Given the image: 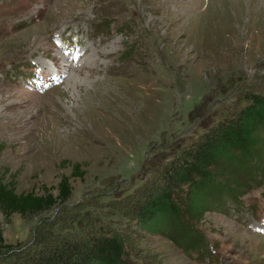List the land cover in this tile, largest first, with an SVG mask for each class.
Wrapping results in <instances>:
<instances>
[{"label": "rangeland", "instance_id": "1", "mask_svg": "<svg viewBox=\"0 0 264 264\" xmlns=\"http://www.w3.org/2000/svg\"><path fill=\"white\" fill-rule=\"evenodd\" d=\"M263 19L264 0H0V177L16 194L56 195L63 177L72 189L37 217L0 214L4 244L119 233L131 264H264L262 169L195 223L207 244L199 256L130 212L183 146L264 93ZM131 87L147 90L133 101L150 126L123 143L86 114Z\"/></svg>", "mask_w": 264, "mask_h": 264}, {"label": "trees", "instance_id": "2", "mask_svg": "<svg viewBox=\"0 0 264 264\" xmlns=\"http://www.w3.org/2000/svg\"><path fill=\"white\" fill-rule=\"evenodd\" d=\"M244 105L225 114L196 141L183 146L148 182L130 206L136 225L147 233L166 236L186 253L202 254L204 236L195 228L226 196L237 201L250 187L253 171L264 162V93H249ZM78 168V165L75 166ZM256 172V171H255ZM54 195L45 186L41 194H16L13 181L0 177V214L31 219L65 204L72 193L63 177ZM16 255L10 262L8 258ZM0 264H131L125 240L118 234L87 238L37 236L33 249L5 245L0 233Z\"/></svg>", "mask_w": 264, "mask_h": 264}, {"label": "bare ground", "instance_id": "3", "mask_svg": "<svg viewBox=\"0 0 264 264\" xmlns=\"http://www.w3.org/2000/svg\"><path fill=\"white\" fill-rule=\"evenodd\" d=\"M257 17H259V15ZM261 23H264V19L262 21H260L258 24H261ZM123 69H125V68H123ZM115 71L118 72L119 70H115ZM127 71H128V69H127ZM127 73L125 71V74H127ZM121 74H123V73H121ZM128 75H129V73H128ZM136 75H134L135 78H136ZM139 76H140V74H139ZM119 78H123V77H119ZM139 78H141V77H139ZM139 78L137 75V79H139ZM142 81L144 82L147 80L144 79ZM79 84L80 83L76 82V86ZM141 85H143V84H141ZM122 91H123V89L117 95H115V92L111 93L109 91L110 93H109L108 97L104 101H102L100 104H98L97 107L95 106L93 109H92V107L89 108L88 113L86 114V118L88 120H90V122L92 121L94 123H97V125L108 128V130L110 132V135H108L109 138H115L119 142H123L125 140V143H127L126 139L128 137L131 138L130 140L134 141V139L136 137H137V139H140V137H138V136L141 135L142 133H144V132L146 133L148 131L149 126H150V119H149L150 114L147 112L145 113V111H142V112L139 111L140 108L137 104V101H133L134 93L136 94L139 92L142 94L144 91L147 92V90H144L142 88H137V90H136V88L133 87L131 90H127V92H126V90H124L126 93H122ZM86 122H88V121H86ZM101 130H103V129H100V131ZM102 132L103 131H101V133ZM147 134H148V132H147ZM106 137H107V135H106ZM104 138H105V136H104ZM109 138L107 137L106 139L108 140ZM115 139L114 140L111 139L112 140L111 142H113V141L115 142ZM114 142H113V144H114ZM111 148H113L112 144H111ZM111 148H109V150ZM88 149H89V147H88ZM88 153H90V152H88Z\"/></svg>", "mask_w": 264, "mask_h": 264}]
</instances>
